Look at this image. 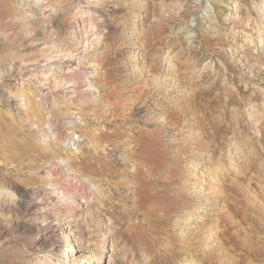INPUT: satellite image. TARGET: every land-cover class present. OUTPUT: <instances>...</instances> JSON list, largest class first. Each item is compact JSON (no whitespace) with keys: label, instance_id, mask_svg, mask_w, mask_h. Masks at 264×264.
Returning a JSON list of instances; mask_svg holds the SVG:
<instances>
[{"label":"rangeland","instance_id":"obj_1","mask_svg":"<svg viewBox=\"0 0 264 264\" xmlns=\"http://www.w3.org/2000/svg\"><path fill=\"white\" fill-rule=\"evenodd\" d=\"M72 247L264 264V0H0V264Z\"/></svg>","mask_w":264,"mask_h":264},{"label":"bare ground","instance_id":"obj_2","mask_svg":"<svg viewBox=\"0 0 264 264\" xmlns=\"http://www.w3.org/2000/svg\"><path fill=\"white\" fill-rule=\"evenodd\" d=\"M91 14V13H90ZM89 21H91V28L94 30L93 32V35L92 36H95L96 34H97V30H98V26L96 25V24H93L92 23V17H89ZM90 28V29H91ZM90 46H92V44H90ZM60 141V140H59ZM43 144V143H42ZM47 146H48V144H47ZM46 146V148H50L51 150H52V153L54 154L55 152H57V149H54V148H52V146L53 145H51V147L50 146H48L47 147ZM55 146V145H54ZM58 163V162H57ZM61 163H63V166H66L67 165V161H65V160H62V162ZM60 164V163H59ZM68 166V165H67ZM59 170V169H58ZM66 172V171H65ZM55 173V172H54ZM54 176V175H53ZM70 187V186H69ZM64 190V189H63ZM62 190V192H64ZM67 192H69V190L68 189H65V194H67ZM71 193V192H70ZM87 195V194H86ZM82 248V247H81ZM71 249V254L69 255V256H67V257H69L70 258V260H65V261H67L66 262V264H88V262L90 261V259L88 258H86V257H80V255H77L78 254V252H80V250L81 249H79V248H75V247H72V248H70ZM86 260V261H85Z\"/></svg>","mask_w":264,"mask_h":264}]
</instances>
